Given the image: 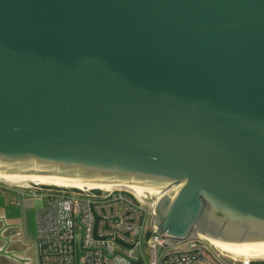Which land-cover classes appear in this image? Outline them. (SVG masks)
Returning <instances> with one entry per match:
<instances>
[{"label": "water", "instance_id": "1", "mask_svg": "<svg viewBox=\"0 0 264 264\" xmlns=\"http://www.w3.org/2000/svg\"><path fill=\"white\" fill-rule=\"evenodd\" d=\"M32 163L169 190L157 231L264 256V0H0V176Z\"/></svg>", "mask_w": 264, "mask_h": 264}, {"label": "built area", "instance_id": "2", "mask_svg": "<svg viewBox=\"0 0 264 264\" xmlns=\"http://www.w3.org/2000/svg\"><path fill=\"white\" fill-rule=\"evenodd\" d=\"M4 189L35 214L38 264H78L79 257L81 264L140 263L144 231L150 264H254L217 253L199 236L176 241L157 231L152 209L163 193L140 197L122 184L99 190L0 180Z\"/></svg>", "mask_w": 264, "mask_h": 264}, {"label": "bare ground", "instance_id": "3", "mask_svg": "<svg viewBox=\"0 0 264 264\" xmlns=\"http://www.w3.org/2000/svg\"><path fill=\"white\" fill-rule=\"evenodd\" d=\"M16 167L17 164H15V171H14V176L11 175H3L0 176L1 181L8 182L10 184L14 185H23V184H38V185H43V186H53V187H62V188H75V189H99V190H110L113 185L108 184L107 182L104 181H97L95 185H82L86 183H90V181H80L76 180V176L73 181H60V179L56 178V173H54V177H46L40 174H33V168H34V163H32V172L31 174L29 173H19L21 176H16ZM129 185V183H127ZM143 183L140 184L139 187L135 186H128L134 193L138 196H142L145 194H150V195H158L160 193H166L168 191L164 190L162 188L161 190H155V189H149V188H143L142 187ZM126 186V185H125ZM200 238L203 236L198 235ZM203 239V238H202ZM216 240L213 241L212 247L214 245ZM227 243L223 246L222 250L220 253L223 252L225 249ZM239 243L236 244L234 250L232 251L231 254H224L227 257L234 258V259H239V258H246V259H251V260H261L264 261V256H246V255H237L234 254L236 248L238 247Z\"/></svg>", "mask_w": 264, "mask_h": 264}, {"label": "crops", "instance_id": "4", "mask_svg": "<svg viewBox=\"0 0 264 264\" xmlns=\"http://www.w3.org/2000/svg\"><path fill=\"white\" fill-rule=\"evenodd\" d=\"M4 194V197H7V199H10V203H13V199L17 195L14 194L12 191H4L0 192V194ZM13 198V199H12ZM14 204V203H13ZM5 211L6 218L5 222L9 224H15L16 229L14 230H8L5 232V236L10 237L12 243H15L16 240H20L24 236V243L22 247H13L15 250H20L23 253L19 256V261L24 263H18L15 261H11L10 259L6 257H0V264H38L37 259V252H36V246H35V237H36V225H35V216L32 212L27 211L25 209L24 215H19L17 213H9L6 210ZM0 212V215H1ZM27 215V216H26ZM31 224V225H30ZM15 237V241L13 238ZM12 249V247H11ZM138 264V263H136Z\"/></svg>", "mask_w": 264, "mask_h": 264}, {"label": "rangeland", "instance_id": "5", "mask_svg": "<svg viewBox=\"0 0 264 264\" xmlns=\"http://www.w3.org/2000/svg\"><path fill=\"white\" fill-rule=\"evenodd\" d=\"M13 191H16V188L12 189ZM6 191L5 189L3 190V192ZM4 194H0V212L1 210H6L9 213H17L19 215H24L25 213V208H23L22 204H20L19 202H17L16 197L12 200L13 203H10V199H7V197L3 196ZM17 202V203H16ZM27 211H30L33 213V215L35 216L33 210L31 208H27ZM27 216V215H26ZM31 225V224H30ZM35 225H36V220H35ZM145 231L144 234L142 236V242H141V253H142V261L138 264H150V259H149V255H148V251L145 247ZM78 264H81L80 261V257L78 258ZM254 264H264V261H260V260H254Z\"/></svg>", "mask_w": 264, "mask_h": 264}, {"label": "flooded vegetation", "instance_id": "6", "mask_svg": "<svg viewBox=\"0 0 264 264\" xmlns=\"http://www.w3.org/2000/svg\"><path fill=\"white\" fill-rule=\"evenodd\" d=\"M5 218H6V213H5V211H2L1 212V215H0V228L2 227V226H5L7 229H6V231L5 232H7L8 230L10 231V230H14V229H16V226H15V224H9V223H6L5 222ZM4 220V221H1V220ZM5 234V233H4ZM3 234V235H4ZM5 236V235H4ZM13 240L15 241V237L13 238ZM15 242H19V243H23V244H25L24 243V236L20 239V240H16Z\"/></svg>", "mask_w": 264, "mask_h": 264}]
</instances>
